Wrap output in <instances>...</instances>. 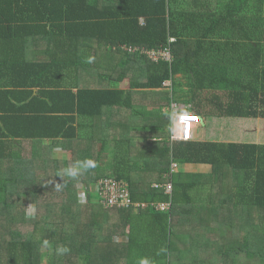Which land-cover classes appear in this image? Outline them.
I'll list each match as a JSON object with an SVG mask.
<instances>
[{
  "label": "trees",
  "instance_id": "trees-1",
  "mask_svg": "<svg viewBox=\"0 0 264 264\" xmlns=\"http://www.w3.org/2000/svg\"><path fill=\"white\" fill-rule=\"evenodd\" d=\"M123 46H169L172 60ZM109 52L120 55L131 89L80 87L95 67L109 81ZM24 68L46 78L65 71L78 88H0L1 101L21 103L0 107V227L10 235L0 236V264H242V255L264 264V144L164 139L160 174L179 165L166 193L143 181L150 160L121 149L109 162L107 136L95 137L96 118L142 111L135 89L166 86V105H184L178 113L264 118V0H0V71ZM79 117L82 128L89 120L87 135ZM46 139L72 158H51ZM85 161L95 167H79ZM70 167L79 175L61 177ZM106 177L127 181L134 203L172 208L116 207V217L103 209L84 221L79 186L91 203Z\"/></svg>",
  "mask_w": 264,
  "mask_h": 264
},
{
  "label": "crops",
  "instance_id": "crops-1",
  "mask_svg": "<svg viewBox=\"0 0 264 264\" xmlns=\"http://www.w3.org/2000/svg\"><path fill=\"white\" fill-rule=\"evenodd\" d=\"M108 60L110 64L108 65V70L110 71L109 81H101L100 72L104 69L102 67H95V76L92 79H86L81 76V85L84 87V82L86 80L87 85H92V87H98V85H109V87L119 88L123 90H130L129 88V77L124 70L125 64L119 68V63L121 61L119 54H114L113 52L108 53ZM101 58H104L103 56ZM31 59V58H30ZM35 59V58H33ZM97 57L95 54V62ZM25 69V68H24ZM21 69L11 71L7 74L5 70L0 71V88H35L34 94L38 92V88H78L76 85V80L71 75L69 77L67 73L59 72L55 74V77L46 78L38 76L34 70L26 68L25 71L21 73ZM91 87V86H90ZM24 90V89H18ZM76 90V89H75ZM169 91V88H159V89H135L133 91L134 104L142 108L140 113H134L130 109L124 110L123 112H118L113 116H103L95 119V137H100V134H105L109 140L107 155V161H112L114 159L115 151L119 150H129L133 151L135 155H139L140 158H146L152 162V170L144 171L142 173L143 181L151 179V175H155V179H162L167 173L161 175L159 166L162 162H166L167 153L170 151L165 150V146L162 144L164 139L172 140L171 134L168 129L170 126V121L168 115L171 114L173 110L177 111L176 107L170 108V105H166L165 100L162 98V91ZM19 93V92H18ZM23 93V92H22ZM12 104L9 100H0V107L9 106L14 107L19 106L21 103L13 99ZM184 107V105H180ZM172 110V111H171ZM168 113V114H167ZM196 114V113H192ZM192 116V115H187ZM201 116V124L195 125L193 140H219L225 142H240V143H254V144H264V139L261 136V119L252 117H226L220 120L221 122V132L218 136L213 138H208L207 131V118L203 115ZM252 119H256V124L251 123ZM194 120V119H191ZM249 120V122H248ZM85 118L79 117L77 124H79V133L81 135H87L90 132L89 120L84 125V130L82 128ZM247 123L251 124H245ZM140 130H142L140 132ZM203 130V131H202ZM51 145V140L46 139L44 148L51 154V158L59 160H69L72 158V150L64 149L61 145L54 146L51 151L47 146ZM28 151L34 150V147L29 145ZM49 157V156H48ZM188 170L196 169V166L187 167ZM145 174H149L145 176ZM160 179V182H164ZM146 182V181H145ZM159 182L154 181L151 185ZM119 262L124 263L123 258H119Z\"/></svg>",
  "mask_w": 264,
  "mask_h": 264
},
{
  "label": "built area",
  "instance_id": "built-area-1",
  "mask_svg": "<svg viewBox=\"0 0 264 264\" xmlns=\"http://www.w3.org/2000/svg\"><path fill=\"white\" fill-rule=\"evenodd\" d=\"M173 40V39H172ZM124 50H129L130 52H136L140 51L141 53H145L148 55V58L151 61L159 62L162 60H172V52L171 48L168 46L163 49H145L140 48L139 46H123ZM167 85L170 84V82L166 83ZM173 107L177 108V111L179 110V105L176 103L173 104ZM176 111V112H177ZM178 115H184L187 116L190 113H178ZM195 118L194 120H187L180 128V138L172 140H193L194 136V128L195 125L201 124V116L197 114H190ZM178 162L172 161L171 163V171L168 172L165 175V181L164 182H157L154 184L155 188H163L166 193H172L173 191V180L172 175L177 172L178 170ZM98 195L101 203L109 208H120V207H128V206H140L148 207L152 206L158 211H168L170 208H172V202L171 201H154L151 203H134L131 200V192L129 189V183L127 181L118 180L113 177H106L101 178L98 181Z\"/></svg>",
  "mask_w": 264,
  "mask_h": 264
},
{
  "label": "rangeland",
  "instance_id": "rangeland-1",
  "mask_svg": "<svg viewBox=\"0 0 264 264\" xmlns=\"http://www.w3.org/2000/svg\"><path fill=\"white\" fill-rule=\"evenodd\" d=\"M96 56H98V55L96 54ZM86 58L88 59V62L91 63V68H93V65H95V53H94V51L91 50V52H88L86 54ZM164 88H167V87L165 86ZM179 108H181V106H179ZM248 122H249V120H248ZM252 122H254L253 124H256L257 121H256V119H252L251 123ZM251 123H247L245 121V124H251ZM260 124H261V127H262L261 136L264 139V119H261V123ZM220 126H221V122H220L219 119H216L214 117L213 118L208 117L207 118V131H208V135L207 136H208V138H213V137L218 136L220 134V132H221L220 131L221 130ZM141 131L142 130H140V132ZM35 149H34L35 152H39V150H40L39 146L37 148H35ZM147 175H149V174H145V176H147ZM155 178H156L155 175H151V179L150 180L147 179V177H146L144 179V181H146V182H148L150 184L153 183L154 181H157V180L160 182L161 178L160 179H155ZM161 180L165 181V176H163ZM79 189L81 190V197L80 198L85 204L83 206V208H82L83 213H81V217L83 218L84 221L91 220V219L95 220V217H96L95 215L100 214L101 210H103V209L104 210H107V209L110 210V213L113 214L116 217V214H117L116 209L104 206L101 203V201L99 200V198H97L98 194H96L95 190L93 191V194H92L93 198H92V201H90L91 203H88L87 198L85 196V191H84L83 185H80ZM95 211H97V212H95ZM96 218H98V217H96ZM110 218H111V216H110ZM2 222H3L2 226H5V223H6L5 219H3ZM19 224H20L19 227H22V226L25 227V228L28 227V225H24L23 223H19ZM195 228L196 227H192V226L190 227L192 232H196ZM0 229H1L0 236H1V238L3 237L2 239L5 242V240H8V237H10V235L8 236V232H7L8 229H6V227H0ZM188 233H190V232H188ZM230 240H231V237L228 236L227 244H229ZM221 243H225L226 244V242H224L222 239H221ZM44 250H46V248H44ZM231 259H234V258H231ZM76 262H77V260H76ZM238 262H242V264H249L248 262H252V260L245 261V257L242 255ZM46 263H47V261L45 259L43 264H46Z\"/></svg>",
  "mask_w": 264,
  "mask_h": 264
},
{
  "label": "clouds",
  "instance_id": "clouds-1",
  "mask_svg": "<svg viewBox=\"0 0 264 264\" xmlns=\"http://www.w3.org/2000/svg\"><path fill=\"white\" fill-rule=\"evenodd\" d=\"M168 119L170 121V126L168 131L171 134V137L174 139H179L181 135L180 132L181 126L185 123V121L191 120L193 119V117L178 115L177 112L173 110L172 113L168 115ZM79 167L86 169V168L95 167V164L92 161H85ZM64 175L75 178L79 175V171L76 167H70L64 170L63 173H61V177H63ZM60 187L61 186L59 184L56 185L57 190H59ZM26 215L29 217L36 215V208L34 207V205L30 204L29 206L26 207ZM62 251H66V250H62Z\"/></svg>",
  "mask_w": 264,
  "mask_h": 264
},
{
  "label": "bare ground",
  "instance_id": "bare-ground-1",
  "mask_svg": "<svg viewBox=\"0 0 264 264\" xmlns=\"http://www.w3.org/2000/svg\"><path fill=\"white\" fill-rule=\"evenodd\" d=\"M193 119H195V118H193Z\"/></svg>",
  "mask_w": 264,
  "mask_h": 264
}]
</instances>
